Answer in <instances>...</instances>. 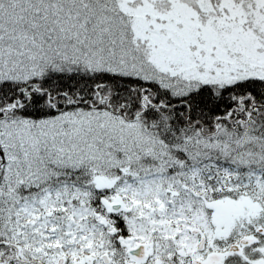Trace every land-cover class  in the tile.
Listing matches in <instances>:
<instances>
[{"label": "snow or ice", "instance_id": "6c2138e0", "mask_svg": "<svg viewBox=\"0 0 264 264\" xmlns=\"http://www.w3.org/2000/svg\"><path fill=\"white\" fill-rule=\"evenodd\" d=\"M0 264H264V0H0Z\"/></svg>", "mask_w": 264, "mask_h": 264}]
</instances>
